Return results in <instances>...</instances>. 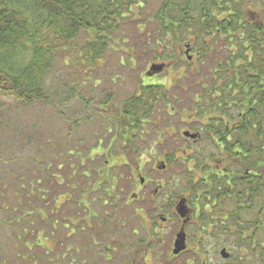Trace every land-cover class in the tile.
Listing matches in <instances>:
<instances>
[{"label": "trees", "instance_id": "1", "mask_svg": "<svg viewBox=\"0 0 264 264\" xmlns=\"http://www.w3.org/2000/svg\"><path fill=\"white\" fill-rule=\"evenodd\" d=\"M151 1L0 0V94L24 107L49 103L51 97L46 83L60 58H68L67 62H63L66 66L84 65L86 73L90 75L99 69L111 50L119 49L126 56L138 59L135 48L123 52L121 39L115 40V36L124 34V27L134 24L139 37L138 48L151 55L152 60L148 62L150 68L145 72L147 77L141 78V83L137 84V93L133 98L122 104L114 117L107 116V121L126 130L131 125L142 124V120L151 115L152 108L168 104L166 100L175 90L171 86L167 87L166 82L144 83L145 79L153 81L149 76L151 67L164 65L165 72L187 64L189 71L176 77L174 82L189 80L191 84L193 81L192 92L188 96H181L193 99L192 114H227L233 117L234 122L241 120L244 146L249 151L245 154L243 165L264 163V0H163L152 18L148 10ZM140 16L143 17V23ZM147 21L150 24L147 25ZM114 42L119 46L117 49ZM134 58L133 61L128 58L131 70L135 69ZM108 106L105 100L100 108L105 110ZM118 140H108L110 145L107 153L117 151L118 147L113 143ZM99 144L96 153L101 152L102 140ZM85 160L86 157H79L80 166H84ZM57 171H61V165L55 167L54 163L48 162L41 166L39 178L25 182L28 187H20L15 183L8 187L4 185L3 193L0 194L2 200L8 199L6 193L11 192L16 199L2 201L1 211L9 213L7 216L13 219L0 222V231L2 228L14 231L18 245L10 247L11 257L0 252V264H45L34 253L37 248L46 250L42 244L45 241L42 229L36 235L33 234L35 239L31 243L30 228H18V225L26 223L35 214L41 221L45 220L42 212L49 202L46 200L49 192L44 189V182H50L56 176L60 179ZM94 172L98 175L96 180L88 179L86 183L79 182V185L73 183L74 176L70 183H67L69 179H64V184L61 179V184L57 186L65 188L66 192L58 194L50 208L55 217L54 222H51L52 231L57 230L62 221L65 228L70 229L67 237L77 236L79 239V222L74 217L57 215L69 205L74 208L83 205V211L92 216L95 203L91 201L92 196L101 186L109 184L107 176H110L108 170ZM119 179L121 177L114 180L115 185L119 184ZM15 188L24 189V196L18 195ZM79 188H83V195L75 193ZM111 189H106L107 193L102 194L106 195L113 209H110V215L104 213L101 217L108 221L112 217L117 222L119 217L115 206L118 198L114 189ZM75 194L80 195L79 202L72 199ZM31 197L45 202L44 205L29 208L31 202L26 200ZM103 201L104 198L98 200L99 206ZM24 204H27V209H22ZM16 210L20 211L21 217L14 215ZM78 250L75 248L73 252L79 255ZM65 258L61 256L51 264H84L78 257L69 263L65 262Z\"/></svg>", "mask_w": 264, "mask_h": 264}, {"label": "flooded vegetation", "instance_id": "2", "mask_svg": "<svg viewBox=\"0 0 264 264\" xmlns=\"http://www.w3.org/2000/svg\"><path fill=\"white\" fill-rule=\"evenodd\" d=\"M172 86L176 89L179 83ZM173 98L163 107L152 108L140 125L129 130L113 125L108 130L112 141L120 140L113 144L123 154L140 153L143 145L139 148L137 142L151 137L143 151L152 154V171L169 176L147 178L139 174L142 168L136 163L134 185L125 181L128 192L124 204L117 206L118 213L124 210V233L128 224L137 225L123 245L125 258L121 262L116 246L90 234L87 239L98 254L81 261L99 264L102 254L104 264L116 260L120 264H264V163L243 165L249 151L241 120L234 122L227 114H192L193 99ZM123 162L127 167L125 158ZM89 216L86 228L93 231V216ZM98 226L105 232L112 230V225ZM109 239L114 243L115 236Z\"/></svg>", "mask_w": 264, "mask_h": 264}, {"label": "rangeland", "instance_id": "3", "mask_svg": "<svg viewBox=\"0 0 264 264\" xmlns=\"http://www.w3.org/2000/svg\"><path fill=\"white\" fill-rule=\"evenodd\" d=\"M162 2L163 0L151 1L148 7L151 18L160 8ZM139 18L140 21L143 19L142 16ZM148 24H150L149 21H147V25ZM134 26V24H130L124 27L122 29L124 34L115 36V40L121 39L120 45L122 46L121 49L123 52H126L125 50L128 48H135V54L138 59H135L134 56H126L121 50L117 49L119 46L114 42V46L117 50H111L102 61L99 69H95L92 75L86 73L87 71L84 69V65L68 64V66H66L63 62H67L68 58H60V61L56 63L46 83L47 92L51 97L49 103H37L33 106L24 107L14 99L3 97V95L0 94V194L3 193L2 190L5 184H7V187L11 183H15L20 187H28L25 182L35 181L39 178L41 166H44L48 162L54 163L55 167L61 165V171L56 172L60 175V179L56 176L55 179H50V182H44V189L49 192V196L46 198L49 202L46 203L44 211L42 212L45 220L41 221L39 216L35 214L30 217V220L26 221V223L18 225V228H30L29 233L30 236H32L29 237V240L31 243L35 239L33 234L36 235L37 231L42 229V233L45 234V241H43L42 244L46 247V250L37 248L34 250V253L35 257L42 259L45 264H51V262L61 258V256L62 258L66 257L65 259L67 261L65 262L68 263L73 260V258L76 259V257L80 258V260L81 258L90 260L91 253H94L95 256L98 254L95 250L96 248L92 245L93 243H90V240L87 239L90 234L96 239L100 237L98 241H103L105 245L112 244L116 246V256L122 262L125 258V254H127L123 247L126 237L137 225L128 224L127 228H125L126 233H124V228L121 224L124 216L123 209V211L121 210L118 213L120 220L117 222L114 220L111 223L112 217H109V221L103 218V220L101 219L98 221L101 215L104 213L110 215V209H113V207L108 204L109 202H107L106 195L104 194L105 196H103L102 193H107L105 192L106 189H114L113 192L119 197V203L115 206L118 212L117 206H122L124 204V195L128 192L125 181L127 180L132 186L134 185L132 176L134 177L138 174L136 171V163L140 164V168H142L139 174H146L147 178L153 177L154 179L161 180L169 176L168 173L158 175L156 172L152 171V154L143 151L144 148H146L145 140L150 141L151 137L144 136L143 142H137L139 148L143 145L140 153L123 154L119 151H114L112 154L107 153L108 146L110 145L108 140L112 137V134H110L108 130L111 131L115 126H113L110 121H107L108 118L106 117L112 115L114 117L122 104L133 98L137 93V84L141 83V78L147 77L145 72L150 68V63L148 62L152 60L150 54L141 52L138 48L140 47L138 43L139 37L136 30H134ZM140 28L141 27H139V30H141ZM122 37L125 39L122 40ZM79 44L81 45L82 43L80 42ZM128 58L132 61L133 58L135 59L134 70H131L132 66ZM186 66L187 64H183V66H181L182 69L181 67L170 68L163 73L161 72V75L159 74L155 78H151L153 81L145 79L143 82H166L167 87L172 86L175 79H177L176 77L189 71ZM188 82L189 80L179 82V86L187 90L184 94L185 96L190 94L188 93L189 90L192 92L193 81H191V84ZM179 86L175 90H172L170 99L173 97L180 98L183 95L180 91L181 87ZM105 100L109 103V106L105 108V110H102L100 105ZM171 104L172 106L175 104L173 100ZM165 114L166 112L164 111L163 116H165ZM159 119L162 120L161 117ZM163 121L166 123L165 117ZM147 128L148 127H146V129ZM160 138L163 140V137ZM101 140L102 147L104 148L100 150L101 152L96 153V151L99 150L98 146ZM163 141L165 142L166 139ZM165 145H168V143H165ZM154 155L157 156V153L155 152ZM80 156L86 157L84 166H80ZM124 158L128 164L127 167H123ZM108 168H110V176H107L109 184L101 186L100 190H98L91 199V201L95 202L92 209L93 217H91L95 229L93 228V231H91L92 229L89 230L86 228V220H88L87 218L90 216L86 211H83V205L79 207L75 205L76 208L69 205L68 207H64V210L60 213L58 212L57 216L60 217L62 215L61 217L63 218L74 217L75 220L79 222L78 236L80 240H77V236L67 237L70 229H66L65 224L60 220L61 226L57 230L52 231L51 222H54L55 217L52 215L50 208L52 207V203H54V199L58 197V194L63 195L66 192L65 188L57 186L61 184V179H63L62 182L64 184V179H69L67 183H70V179H73L74 176V181L72 180L73 183L79 185V182L83 184L84 182L86 183L88 179L93 181L96 180L98 175L94 170H103V172H105ZM117 177H121V179H119V184L115 185L114 180H116ZM88 188L89 186L87 190ZM82 190L83 188H79L75 193L81 194ZM15 191L17 194L19 192L18 195L24 196L25 194L24 189L18 190L15 188ZM67 191L70 190L67 189ZM6 195H9L8 199L4 198V200H2L0 197V222L11 218L7 216L9 213H3L1 211L2 201L16 199L12 192L9 194L6 193ZM37 195L41 196V194ZM81 195H83V193ZM103 198V204L100 205L103 207H100L98 200ZM72 199L79 202L80 195H72ZM26 201L31 202L32 205L29 204V208L33 206V209L45 203L40 199H36V197H31L30 200L27 199ZM57 205L59 206L60 202H58ZM15 207H19L20 209V206L17 204H15ZM25 208H28L27 204L22 205V209ZM19 212V210H16L14 215L21 217ZM74 218L73 221H75ZM97 221L99 223H105L106 226L112 225V230L105 232L104 229H99L98 233H96V228H98ZM32 223L33 226L31 228ZM84 229H86L87 233L83 231ZM13 232L14 231L8 230L7 228H2V231H0V252L2 254L7 253L10 257V247L18 245V240ZM112 236H115L114 243L109 239ZM69 247H72V249H69ZM75 248H81L80 255L73 252ZM47 250H49V252H47ZM63 253L66 255L63 256ZM102 258V254H99V264H104V259ZM119 260H116L114 264H120L121 262ZM76 261L78 262L79 260Z\"/></svg>", "mask_w": 264, "mask_h": 264}, {"label": "water", "instance_id": "4", "mask_svg": "<svg viewBox=\"0 0 264 264\" xmlns=\"http://www.w3.org/2000/svg\"><path fill=\"white\" fill-rule=\"evenodd\" d=\"M189 60H191V58H189ZM163 67H164V65H153L151 67V69H150V72L151 73H149V76L156 75V74H160L164 70Z\"/></svg>", "mask_w": 264, "mask_h": 264}]
</instances>
